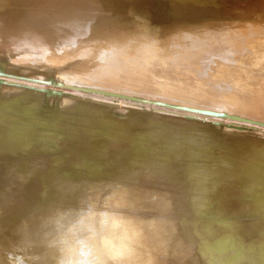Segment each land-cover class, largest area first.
<instances>
[{"label": "bare ground", "instance_id": "obj_1", "mask_svg": "<svg viewBox=\"0 0 264 264\" xmlns=\"http://www.w3.org/2000/svg\"><path fill=\"white\" fill-rule=\"evenodd\" d=\"M194 2H195L194 0H186L187 5H189L190 3L193 4ZM139 3H140V0H0V68L8 67V69H9V66H10V67H12L11 71H14L15 69H13V68L17 67V70H18L17 72H21V73L25 74L26 76H24V75L20 76L14 72H13V74H10V72H8V71L6 73L7 74L9 73V75L11 77H16L18 79L22 77V79H24V80L26 79L25 81L28 80L29 82H31L29 84H33L35 82L37 84L42 83L43 85H45L47 83L51 86V87H49V85H48V87H47L48 90H50L49 88H52V90L53 89L56 90V88H59L62 90H66L67 92L70 93V91H68V90H74V88H75L76 91H78V90L83 91L84 87L81 86L80 84H88L91 82L92 83L95 82V84L100 86V87H105L107 89L110 88L111 90H117L115 92H112L110 90H106V89H102V88L100 89V90H104L106 92H109L113 95L117 94L119 96H123L126 94L130 98L133 97L132 101L133 100L134 101L147 100V99L141 98L140 96H137V95L134 96L132 94H129L126 90V88L130 85L129 80L127 79L129 73L127 74V72L132 71V92H133V91H135V89H134L135 86L133 85V79H134L135 75L139 74V71L142 68H145L148 71H151V69L149 68V65L151 63L152 58L155 56V54L152 51H146L144 49H139V50L136 49V47H135L136 43L139 42L140 44L149 46L150 44H153L154 42L157 45L158 41H163L164 42V43H162L163 45L169 46L173 43L172 38L175 37L176 35L178 36L179 34L183 33L184 31H189V30L197 28L195 25V21L198 19V12L193 10L187 14L186 12L181 11V10H175L174 12H172V11H168L165 9L157 8V9L149 10L150 12H147V13L143 12V13H141V15H135V12H137V9H138L137 5ZM248 3L249 2H247V5H248ZM249 6H250V4H249ZM221 7H222V9H227L228 7H230V3H226L225 1H223L221 4ZM245 7H247V6L244 5L243 9L235 11V13L233 15V19H237L238 21L244 20V15L247 16V14L244 13ZM250 8H251V6L247 8L248 12H250V11L252 12V9L250 10ZM129 12H132V17H128L127 21H122L121 15H124V14L129 13ZM114 13L118 14V18L115 17ZM256 14L257 13H255V15ZM176 15L178 16V21H177V23H174L172 20H175ZM248 16H249V13H248ZM141 17L144 18L147 22L148 28L146 29V31H144L145 27H140V26L134 27L136 24V21L139 18L141 20ZM252 17H254V16L252 15L250 18H252ZM205 18L208 22L213 21V18L210 14H207V16ZM262 18L263 17L259 18L257 16V18H255V19H256V21L258 19H261V21H262ZM186 19H188L191 23L182 24L181 22L186 20ZM10 21H14V22L11 25H9ZM141 22L144 24V21L141 20ZM262 25H264V24H262ZM262 25H261V27H264ZM263 29H262V32H263ZM247 30H248V27H247ZM244 31H245V29H244ZM251 33L252 32H250V35H251ZM144 34H145V36L143 37ZM168 35H170L171 37H167ZM244 35L245 34L243 33L242 30L237 31L236 32L237 40H234L237 42H234L233 45H235L236 43H239V41L241 39H244V37H245V39H247L249 37V35L246 37L247 33L245 36ZM242 36H244V37L242 38ZM258 42H261L260 44L264 45V35H262V38L259 39ZM257 46L258 45H255L254 43H250L249 46L247 45L245 47H243L242 44H237L235 47V50L231 49L232 52L225 51V55H223V57L225 59H227V57H229V56L231 57L233 55L234 56L237 55L236 57H238V55H241L242 53L243 54L247 53V51L250 52V50L253 47H257ZM114 47H116V49ZM7 48L12 49L14 52H16V56H18V57H24V58H27V60L31 59V61L36 65L35 68H30V66H28L24 63L23 59L17 58L16 56L10 57V55H8ZM244 48L245 49L247 48L246 52H244V50H245ZM257 48H259V47H257ZM38 52L41 54L43 53L45 56H43V57H41L40 55L34 56V53L37 54ZM249 52H248V55H249ZM260 52H262V50H260ZM13 57H16V59H17V60H13V62H12L13 64L15 63L16 65H18L16 62L21 61V63L19 64V67L12 65L11 61H12ZM236 57H234V58H236ZM261 60L264 61V53L262 54ZM59 69H61L62 73H61V71L60 72L58 71ZM211 69H212V72L216 71V69L212 66H211ZM231 70H232L231 66L222 69V72L227 74L226 78L225 77H222V78L219 77V79H217L216 77H213V81L214 80L218 81L222 86H224L225 83L231 84L232 77H231V75H229V72ZM0 71L4 72L2 69H0ZM162 72L164 74H169L171 72V70L168 68H164V69H162ZM207 74H210V73H206L205 75L207 76ZM252 74L253 73L250 74V72H242L241 71L237 77H233V83L235 86L234 87L233 86H231V87L225 86V88L223 90L224 93L229 95L230 101L229 102L226 101V104H223V102H222V106L223 105L228 106L227 109H230V111H232V110L235 111L234 109H235V107H237L240 109V111L242 113H245L244 115H246V116L248 115L249 119H252V121L253 120H255L257 122L258 121H264V67L256 70V74L258 75V84H260V86H259L260 92H259V88H258L259 96H256L251 100H247L246 98H248L249 94L257 93L256 89L251 87V85L253 84V83H251V78H250V77H252ZM27 75L29 77H27ZM1 79H3V77ZM12 79H14V78H12ZM6 80H5V82H6ZM62 80H64V81H62ZM65 80L69 81L73 84L65 82ZM170 82H171V84H173V81L170 80ZM27 83L28 82H25V85H27ZM182 83L183 84L178 85V88L189 93V97H192L194 95V93H197V95L204 96V97L211 96V95L214 96L215 92H217V90L215 91L211 87V81L209 84L208 81H204L202 79H197L194 83H192L190 81V79L184 78L182 80ZM19 84H20V82H19ZM42 84H40V85H42ZM0 85H2V84H0ZM12 85H10V86H12ZM16 85H18V84H16ZM20 85L21 86L18 89H23V90L28 89V88L27 89L21 88L23 83ZM28 85H27V87H28ZM34 85H36V84H34ZM14 86L15 85H13V87H11V88H14V90H12V92H8L9 89H11V88L7 89L8 91L5 88H3L7 92L2 90L4 92H2L0 95V127H1L0 128V174H1L0 176H2L4 174L5 178H7V180H6L7 182L5 184L3 183L4 181L3 182L1 181L2 182L1 184H4V185H1L2 188L0 187V190L3 191V192L1 191L2 194L0 193L3 196V197H1L2 200L9 202L10 195L12 194V193L10 194L9 190H11V188H13V186L11 187V185H10V182L12 183V181L14 184H16L18 186V188L14 187V188L18 189V190L16 189V192L12 189L14 191L13 195L14 194L16 195L18 193L19 196H22V195H20V193H22V192L24 193L25 191L26 192L27 191H29V192L33 191L35 193H38L41 191L40 193L42 194V191L44 188H47L48 190H53L54 193L59 194V196L62 193H64V195H66L68 193H69V195H71V194L73 195L76 193L77 189H80V190L85 189V188H83L84 186H86L88 183H90V181H94L90 178L91 176H93V177L96 175L100 176L101 174H103L105 172L106 169L108 171H110L112 169V164L115 165L114 163H108L106 165V162L102 163V161H99L100 157H98L99 156L98 154H102L103 152L108 153L111 151V147L109 148L106 146L105 148H103V144L100 143V140L97 138V137L104 136L102 134V132H99V130H98V118H99V116H98V118L97 117L94 118L93 116L88 117V118L86 117L88 120L85 118V119H83L84 121L79 122V124H75L74 123L75 119H74L73 114H72L73 111L70 110L67 113L65 112V114H63L62 117L58 118L57 122H54V121L53 122H45L44 124H42L39 122V115H38L39 113L42 112V107L40 104L39 105L41 108L38 107L36 97L34 98V96H32V94L30 95L29 93L23 92L22 90L21 91L16 90L17 88H16V86L15 87ZM39 86H38V88H39ZM30 87H32V85H30ZM35 87H37V86H35ZM86 87H87L86 89H88L89 86H86ZM41 88H43V87L41 86ZM93 89H94V87H93ZM27 91H30V90H27ZM35 91H37V90L35 89ZM57 91H59V90H57ZM121 91H123V92H121ZM52 92H54V91H52ZM87 92H88V90L85 91L84 93H87ZM223 92H221V93H223ZM44 93H46V91ZM224 93H223V95H224ZM71 94H72V92H71ZM94 94H95V92H94ZM96 94H98V93H96ZM43 95L44 94H42V96ZM55 95H57V93H55ZM74 95H72V96H74ZM77 95H79V93ZM80 95H82L81 92H80ZM98 95L100 96V94H98ZM217 95H218V93H217ZM54 96L52 99H54ZM87 96H88V94H87ZM90 96H88V97L91 98L92 96L91 97ZM99 96H98V98H99ZM107 96H109V95H107ZM234 96H235V98H233ZM70 97H71V95H70ZM95 97H93V99H95ZM102 97H100L101 100H102ZM224 97H222V99ZM41 98L43 99V97H41ZM65 98L66 97H63V99L66 100V102H67L68 100ZM98 98H96V99H98ZM220 98L221 97H219V99ZM186 99L188 101H191L187 97H186ZM186 99L183 98V101L185 103L187 102ZM64 100H60V101L64 102ZM73 100H74V98H73ZM85 100H87V98ZM90 100H92V98ZM101 100L98 99V101H101ZM107 100L109 101V99H106V101ZM77 101H79V100H77ZM147 101L155 102V103H152L154 106L158 105V106L162 107L161 104H157V103H163V104H168L171 106H177V107H182V108L187 107V109H191L192 104H193L191 102H187L186 105L188 104L189 106L188 105L184 106L185 103H183V102H181V103H183V105H179L173 101L167 102V101L162 100V99H157V100L154 99V100H147ZM210 101L206 102V105L209 108L205 111H208V110L220 111L217 109H212L211 107L213 105L211 104ZM74 102H75V100H74ZM85 102L87 104V101H85ZM89 102H91V101H89ZM102 102L105 103L104 100ZM68 103H69V101H68ZM91 103L94 104L93 101ZM97 103L99 104V102H96V104ZM107 103H109V102H107ZM107 103L102 104V105L106 106ZM116 103H118V102H116ZM71 104H73V103H71ZM80 104H84V103H80ZM135 104H136V102H135ZM149 104H150V102H149ZM77 105H75V106H77ZM102 105H100V106H102ZM109 106L111 107V105H109ZM130 106H132V105H130ZM197 106H201V107L203 106V108L205 107V105H197ZM219 106L221 109L222 106L221 105H219ZM219 106H217V107L219 108ZM61 107H62V105H61ZM84 107L82 109H84V110L88 109L89 110L88 107L86 109ZM62 108H64V106ZM71 108L74 109V107H71ZM79 108H81V106ZM97 108H100V107H97ZM153 108H157V107L155 106ZM166 108H165V110H166ZM168 108L172 109V107H168ZM64 109H63V111H65ZM101 109H104V108H101ZM121 109H123V108H121ZM140 109H143V108H140ZM159 109H161V108H159ZM159 109H158V111H159ZM162 109H164V108H162ZM192 109L201 110L199 108H192ZM108 110H110V109H108ZM43 111L45 112L46 108H43ZM74 111H75V109H74ZM187 111H189V110H187ZM75 113L77 114V112H75ZM131 113H134V111ZM174 113H172V114H174ZM216 113H220V112H216ZM130 114H128V115H130ZM137 114L140 115V112L136 113L135 115H137ZM142 114L143 115H140L139 117L143 116V117H141V120L143 121L142 118L146 117V115L144 116V113H142ZM125 116H127V115H125ZM150 116H151V114H150ZM206 116H208V115H206ZM136 117L137 116H135L134 118L136 119ZM134 118H132V120ZM162 118H164V117H162ZM162 118H161V122L163 124L164 123L163 121H165V120H163ZM166 118H168V117H166ZM223 118H229V116L223 117ZM117 119H118V117L116 118V120ZM125 119H127V117ZM128 119H129V117H128ZM158 119H160V118H158ZM199 119L200 118H198V120ZM116 120L115 121L111 120V121L115 123V122H117ZM132 120L131 121L129 120L130 123L132 122ZM137 120H138V117H137L136 121ZM147 120H148V118H147ZM179 120H181V119H179ZM142 121L138 120V123L141 122V124L143 125L144 123ZM169 121L170 120L167 119V122H169ZM175 121H176V119L172 123L175 124L176 123ZM109 122H108V125H113V124H110ZM126 122H127V120H126ZM152 122L153 121H151V123ZM178 122L179 121L177 120L176 124H178ZM180 122L182 123L183 121H180ZM186 122L187 121H185L184 124L190 125L189 122H187V123ZM134 123H137V122H134ZM156 123H158V122H156ZM172 123H171V121L169 122L170 125ZM181 123L178 124L179 126L178 125L175 127L171 126V127H169L170 129L167 128L168 130L166 131V133L164 135H158L159 140L157 141L158 144L155 148L156 150L153 149L154 147L151 149L152 145L153 146L156 145L155 144L156 142L152 139L155 143L152 144L153 143V141H152L151 142L152 145L149 146L151 139L144 138V136L146 137L148 135V133H150L152 131H149L147 133V135H145L142 131V134L144 135L143 136L141 134L142 137L139 135H135L132 132L131 138H129L127 136L125 138H123L124 142L132 143V147H131L130 151H132V156L134 158L133 159L130 158V159H132L131 161H134V163L135 162H136V164L138 163L139 166L135 164L136 166L140 167V169H141L140 171L138 170V175H139V172H141L143 170V168L144 169L147 168V169H145V171L147 170V172H148V167H149L148 165L153 164V161L157 159V155H158V157H159V155H161V156L164 155V157H172L170 155H173L174 156L173 158L176 160L179 159L180 154L181 155H184V154L187 155L188 153H190V150H191L189 143L192 144L193 150L196 152H198V149H195L194 147H198L200 150H208V151H212V152H221L222 149H225V148H221V144H219L220 142L218 143L219 145H217L215 143L214 144L209 143V141L206 140L207 137H206V139L203 138L204 140H206L205 143H202L201 145L195 144V146H194L193 144L197 141L198 138L201 139L202 136L204 137L203 133H196L195 132L198 129H203L204 127H201L203 125L200 126L199 124L193 123L194 125H190V126L184 125V126H186V127H184L183 125H181ZM166 124L168 125V123H166ZM142 125H141V127H142ZM159 125H160V123H159ZM144 126H145V124L143 125V127ZM111 127L112 126H110L109 128H111ZM143 127L141 129H143ZM160 127H157V129ZM118 128L119 127L117 125V128H115V130ZM111 129H113V127ZM121 130H122V128H121ZM150 130H151V128H150ZM106 132H107V130H106ZM106 132L104 134H106ZM119 132H120V129H119ZM128 132H129V130H128ZM130 133H131V131H130ZM140 133H141V131H140ZM195 133H196V135H193ZM137 134H138V132H137ZM152 134H154V133H152ZM122 135H124V134H122ZM122 135L120 138H122ZM45 136L47 138H45ZM205 136H208V135H205ZM118 137H119V135H118ZM148 137H150V136H148ZM151 137L153 138V135H151ZM138 138H139L140 142L136 141V139L138 140ZM112 140H114V139H112ZM110 141H111V139H109V142ZM210 142H211V140H210ZM213 142H214V140H213ZM217 142L218 141L216 140V143ZM105 145H106V142H105ZM121 146H122V144H121ZM123 146H126V145H123ZM113 148H115V147H113ZM125 148L127 149V147H125ZM128 149H130V148L128 147ZM112 150H115V149H112ZM152 150H153V152H157V153L153 154ZM118 151H120V150H118ZM47 152H51L50 155L53 157V159H51L50 161H47V162H42L45 160L44 159L42 160L41 156H44L45 154H43V153H47ZM151 153L153 155H151ZM127 155H131V153H129V154L127 153ZM167 155H169V156H167ZM65 157H66V160H65ZM110 157H114V156L111 155ZM43 158H46V157L44 156ZM128 158H129V156H128ZM174 159H172V160L174 161ZM117 160H120V159L117 157V159L114 162L116 163ZM92 161H95V163L93 164ZM121 161H122V159H121ZM131 161L129 160L128 163L130 164ZM99 162L101 163L100 165H99ZM190 162L191 161H184V162L179 161V162H175V163H171V162H164V163L160 162V163H158L160 167H164V170L167 169L168 171H170L172 173L171 178H169L167 180L168 184L166 182L165 183L162 182V183L166 184L165 190L164 189L163 190L167 193L169 188L172 187L171 185L175 184V186L178 188L179 192L182 193L181 196L179 197V199L189 209L188 214L186 213V217H184V219L187 218V216H188V219H191V223H192V229H191L192 235H191V237H192L193 242L195 243V245H193L194 246L193 249L196 250V253H198V256H200V257L195 256L193 253L191 254L192 255L191 257L184 256V254H183L184 257L182 255L181 256L185 262L184 264H231V262H232L231 258L224 260V261L219 259L220 254L226 253L228 251L229 245H230V249L232 251L239 252L241 259L238 260L239 261L238 264H264V222H263V226H260L259 232L256 231V232L260 233L261 239L258 238V242H257L256 247L254 249H251L247 244V231H246V229L244 230L242 217L232 215L234 212V208L241 207V202L236 201V200L233 201L230 198V196H229L230 185H229L228 181L226 182L222 178L216 176L213 172H211L210 168L206 169V168L202 167V171H198V173L200 176L207 174L208 180L206 182L204 180H202L201 182L198 183V185L196 187L197 189H193L191 192H187L186 187L191 183V181L196 180L198 177L197 175H194L193 172H189L187 174H182L186 170H190L189 167H192V163H190ZM82 163H84V164L81 166ZM158 164H156V165H158ZM131 165H133V162ZM131 165H129L128 167H130ZM78 167H81L80 169H82V168L87 169L89 172L87 174H89V175L85 174L83 176H77V174H75L76 177L74 175H73L74 176L73 177L72 176L73 173L70 174L69 172L73 171L75 168H78ZM126 167H127V164H126ZM126 167L124 168V170L127 169ZM257 167L259 169H264V165L262 166L261 163H259L257 165ZM119 168H120V166H119ZM121 169H122V166H121ZM121 169H120V171H121ZM136 169H139V168H135L133 170L136 171ZM127 170H125V171H127ZM118 171H117V173H118ZM145 171L143 174H146ZM121 172H119V173H121ZM127 172L129 173V170ZM133 172H131V173H133ZM82 173L83 172H81V175H82ZM117 173L115 172V174H117ZM104 174H106V173H104ZM125 174L127 175V173H125ZM125 174L124 175L121 174V176L123 175V178H124ZM134 174L137 175L136 172L133 173V175ZM162 174H163V172H162ZM19 175L22 176V177H20V179L18 178ZM128 175H130V174H128ZM99 176H98V178H100ZM130 176H127V177H129V179H127L125 176V180L127 179V180L132 181ZM143 176L146 177L148 175H146V176L143 175ZM144 177H142V175H141V178L143 180H144ZM157 177H159V176H157ZM135 178L139 179L137 177H135ZM102 179H100V180H102ZM146 179L147 178H145V180ZM165 179H166V177H165ZM165 179L163 177V179L161 181H165ZM141 180L139 179V181H141ZM143 180L140 182V183H142V185L145 182H146V184L150 182V181L147 182L144 180L145 182L143 183ZM148 180H150V179H148ZM159 180H160V178H159ZM8 181H10V182H8ZM105 181H108V180L106 179ZM115 181H113V182H115ZM120 181L124 182V180H122V179ZM153 181L154 180H152L151 183H153ZM66 182H67V184H65ZM136 182L137 181L133 182L134 185H132L133 184L132 182H131V184H129V185H132L131 186L132 188H133V186H135V184H137L134 187L137 191V194L135 192V196L138 195V193L142 194V192L146 193L145 191H147V192L149 191L146 189L147 187H145V189L141 188L143 186L139 187L141 184L139 183V185H138V182L137 183ZM119 183H121V182H119ZM129 183H130V181H129ZM110 184L113 185L114 183H110ZM146 184H144V185H146ZM154 184H156V182ZM147 185H149V184H147ZM9 186L11 187L10 189L8 188ZM120 187H122V186H120ZM136 187L141 188L143 191L140 189L142 191L140 193L139 188H136ZM154 187H156V185ZM154 187H152V188L154 189ZM221 187H225L226 194L219 192V189H221ZM149 188H151V186H149ZM157 188H158V186H157ZM159 188H160V185H159ZM127 189L130 190L129 188H127ZM137 189L139 190V192ZM252 189H253L252 198H253L254 202L251 199H250V202L254 206L257 205L256 207L258 210L264 212V170H262L260 172L259 176H257L256 174L253 175V177H252ZM160 190H161V188H160ZM113 191H114V189H113ZM129 192L132 193L134 191H129ZM150 192H148V193H150ZM168 192H170V191H168ZM114 193H115V191H114ZM155 193H156V195H154V193H153L154 199L158 196L157 193H159V190H157V192H155ZM166 193H164V194L166 195ZM31 195H33V194H31ZM76 195H73V196H76ZM146 195L148 196L149 194H146ZM19 196H18V198H19ZM87 196L85 198H83V200H86L88 202L89 201L92 202L93 200ZM90 196H92V198H94L96 195L92 194ZM147 196L143 197V199L144 198L149 199V197L152 195H149V197H147ZM162 196H163V194H162ZM12 197H11V199H12ZM36 197H34V195H33L32 198H36ZM67 197H69V196H67ZM168 197L170 198V196H168ZM14 198H16V197H13L12 208L10 207L11 206L10 205L9 207L11 209L6 211V213L11 211V215L9 216V218L11 217V219H15V222L17 223V224L15 223V224L18 227L24 225L25 228H24V230L20 231L21 233L18 230L17 232L19 234L18 233L12 234L15 232H10V230H8V228L5 229V227H4V230L2 232L6 236L10 235V233H11V235L8 236L10 238L9 242H7L6 244L11 245L10 246L11 248L20 247L22 249V251H23L21 253L22 256L20 258V261L19 262L17 261L18 264H101V263H99L100 261H102V264H133V263H135V261L132 263V261H133L132 259H136V257H137L136 254H138V252H139V251L135 252L136 250L132 251V249H134L133 247L139 245V244L136 245L135 243L141 244L143 242L144 244H147L146 246H148V244H150L149 240H148L149 238H147V237H146L147 239L145 238V240L141 241V242L139 240H136V238H138V239L142 238L141 240H143L144 239L143 237H145L146 234L148 236V233H146L147 232L146 229H145L146 232L143 231L145 234L144 236H143V234L141 235L142 232H139V230H140L139 227H141L142 224H140V226L138 227L139 230L137 229V227H135V225L137 224L136 222H138V218H139V217L136 218V216H138L137 215L138 211L136 210L137 214L135 216L136 212L135 213L132 212L133 208L132 209L128 208L131 210V212H128L125 209V207L123 208L120 205V203H118V204L121 206V208H123L125 210L124 211L120 210L118 206H117V209L122 211V212L127 211L130 214L133 213L134 214L133 216H131L132 214L130 215V217H133V218L127 219V217H125V219H124V217H123V219H122L121 216L124 213L121 215V212H119V214L121 215L120 216L121 219H120V217L118 218L119 215L118 214L116 215V212L118 210L117 211L113 210L115 212V214H114L112 212V209H114V207L111 206L112 207L111 208L109 206L111 208V210L109 211V209H110L109 208L107 211L116 215L115 218L114 219L112 218V221H111L113 224V229L111 231H109L106 236L101 237V235L100 236L97 235L98 234L97 232H99V231L101 232L102 229L100 228L99 225L97 227H99L100 230H99V228L97 229V227L95 228V226L97 224H95V226H94L92 224L93 220L91 221L88 216L84 217L83 215H80V213L79 214L75 213V211L74 212H72V211L66 212L65 211V213H62L61 210L60 211L58 210V212H55V211H52L50 209L49 211L46 212V215L43 216V218H45V219H43L42 217L39 219V218H37L38 216H36V215L35 216L33 215L34 218H32L31 216H26L23 213V211H24L23 209H24L25 205L22 202L27 200V198H23V200L24 199L25 200L20 202V203L15 202ZM112 198L113 197H111V199ZM125 198H126V196H125ZM138 198H139V195H138ZM165 198L166 197H164V199ZM47 199L51 203V202H57V201L60 202V201H62L61 199L65 200L67 198L59 197V199H57V196L49 195L47 197ZM127 199L129 200V198H127ZM136 199L134 200V203H136ZM156 199L158 201L159 196ZM166 199H168V198H166ZM69 200L72 201V198ZM119 200L120 199H117V201H119ZM122 200H120V202ZM125 200H123V201L125 202ZM151 200L153 201V199H151ZM74 201H75V199L72 202L75 203ZM144 201H145V199H144ZM162 201H161V203H162ZM169 201H171V200H169ZM80 202H81V200H80ZM88 202L86 204H90V202L89 203ZM94 202L97 203L96 201H94ZM148 202H150V201H148ZM25 203H26V201H25ZM98 203H100V202H98ZM128 203H129V201L127 202V204ZM175 203H176V201H175ZM4 204L6 205L8 203L4 202ZM46 204L47 203H45L43 206H45ZM103 204L104 203H102V205ZM170 204H169V206H171ZM56 205H58V204H54V207ZM108 205H110V204H108ZM108 205H105V206H108ZM122 205L125 206V203H123ZM132 205H133V203H132ZM148 205H149V203H148ZM163 205H164V203H163ZM91 207L93 209V206H91ZM95 207H96V204H95ZM134 207L138 208L140 206L138 204L137 207L136 206H134ZM72 208H75V207H72ZM77 208L78 207H76L75 209H77ZM84 208H86V207H84ZM101 208H103V207H101ZM105 208H107V207H105ZM58 209H59V207H58ZM203 209L205 210V213L208 214V217L205 216L206 219L203 220V221H205V225L201 229L202 231L201 232H197V231L195 232V228L198 225L197 219H200V215H201V212L203 213ZM4 210H5V208H4ZM85 210H83V211H85ZM96 210H95V212H96ZM138 210H140L142 212L141 208ZM78 211H82V210H78ZM102 212H103V209H102ZM91 213H92V211H91ZM211 213L213 214V218H212ZM140 214H139V216H140ZM147 215L148 214H146L145 216H147ZM152 215H154V214H152ZM93 216L95 218V217H98L99 214H98V216H96V215H93ZM93 216H92V219H94ZM101 216H103V215H101ZM110 216H112V215H110ZM141 216H143V215H141ZM145 216H143V217L145 218ZM154 216H156V215H154ZM154 216H153V218H154ZM159 216H157V217H159ZM172 216H174V215H172ZM181 217H183V216H181ZM102 218H104V217H100V219H101L100 223H102ZM150 218H152V217H150ZM178 218H176V219H178ZM16 219H17V221H16ZM34 219H36V220H34ZM98 219H99V217H98ZM133 219H137V221L135 222L136 224L134 225V228L132 226ZM145 219H148V216ZM161 219H163V218H161ZM40 220H41V222H42V220H45V223H46L45 229L47 231L44 229H43L44 231L43 230L37 231L38 226L36 225L37 224L36 221H40ZM94 220L99 222V220H97V218H95ZM262 220L264 221V219H262ZM163 222H164V226H165V221H163ZM64 223L67 225H65ZM139 223L140 222H138V224ZM45 225L43 224V226H45ZM151 226L155 227V223H154V225L152 223ZM155 228L157 229L158 227H155ZM0 229H2V228L0 227ZM96 229H97V231H96ZM150 229H149V231H151ZM153 230H154V228H153ZM69 231L71 232V234ZM141 231H142V228H141ZM160 231H163V230H160ZM45 232H50V233L45 234ZM134 232L137 233L139 235V237L137 236V234L135 235ZM158 232L159 231H157V233ZM60 233L63 234V236L64 235L65 236L70 235V237H68V239L66 241H60V239H58L60 237L59 236ZM115 233H118L117 238H116ZM105 234H106V232H105ZM153 234H155V233H153ZM168 234H170L169 235L170 237L172 236L173 238H176L175 242H176L178 247H174L173 244H172V246L174 248L179 249L180 252H182L183 249L180 246V242L178 243L179 238L174 234V231L172 232L169 229ZM47 235H49L50 237H47ZM140 235L142 237H140ZM151 235H152V233H151ZM159 235H160V233H159ZM75 236H76V238H75ZM71 237H74L75 239H72ZM17 238L20 241V243H18V244H21V245H17V242L14 243ZM151 238H153V237H151ZM160 238H161V236H160ZM160 238L158 237L157 238L158 240H157L156 236H155L154 237V239H156L155 243L157 241L160 242L161 241ZM28 241L31 243L33 241L35 243L29 244ZM89 241H91L90 242L91 244L90 243L88 244ZM111 241L114 242L113 245L111 246L113 248V252L106 256L105 254L108 251V245H109V243H111ZM25 242H27L28 244ZM159 242H157V245L160 248H162L163 245L166 246V244H168L167 242H164L163 239H162V242H160V243ZM152 243H153V241H152ZM164 243H166V244H164ZM169 244H170V241H169ZM157 245H154V246H157ZM232 246H233V248H232ZM89 247H90V249H89ZM149 247H150V245H149ZM158 247H156V248H158ZM135 249H136V247H135ZM139 249H140V247L138 248V250ZM151 249H152V247L147 249L148 251L146 250V258H147V252L150 255L151 252L156 251V253H157V251L162 250V249L159 250V248H158V250L152 249V251H151ZM206 251L211 253L210 259L207 256L204 258L201 255L202 253H204ZM164 252H165V250H163L162 253L161 252H158V253L163 254ZM141 253H143V252L140 251L139 254H141ZM156 253H153V254L156 256L160 255V254L157 255ZM153 254H151L150 256H152ZM150 256H149V258H150ZM156 256L151 257L153 262L155 260L156 261L158 260L157 262H159L160 259H157L158 257L156 258ZM140 257L143 259L142 255H140ZM163 257H165V255H163ZM0 258H2V257H0ZM137 258H139V257H137ZM159 258H160V256H159ZM146 260L145 261L143 260V262L145 263ZM136 261H137V259H136ZM148 261L150 264V260H148ZM152 261H151V263L154 264L155 262L153 263ZM6 262H5V264H10L9 262L8 263H6ZM140 262L142 263V261H138L137 264H141ZM161 262H162V259H161ZM2 263H4V262L2 261ZM144 263H142V264H144ZM162 263H165V262H162Z\"/></svg>", "mask_w": 264, "mask_h": 264}, {"label": "rangeland", "instance_id": "obj_2", "mask_svg": "<svg viewBox=\"0 0 264 264\" xmlns=\"http://www.w3.org/2000/svg\"><path fill=\"white\" fill-rule=\"evenodd\" d=\"M194 1L195 2L193 4L190 3L189 5H187L186 4V0H140V3L137 5L138 9H137V12H135V15H141V13H143V12L147 13V12H150L149 10L157 9V8L165 9V10L172 11V12H174L175 10H181V11L186 12L187 14L190 11L194 10V11L198 12V19L195 21V25H196L197 28L189 30V31H184L183 33L179 34L178 36L176 35L175 37L172 38V42L173 43L171 45H169V46L163 45L162 44V43H164L163 41H158L157 42L158 46L156 45L155 42L153 44H150L149 46L140 44L139 42L136 43V45H135L136 49H138V50L139 49H144L146 51H152L155 54V56L152 58L151 63L149 65V68L151 69V71H148L147 69L142 68L139 71V74L135 75V77L133 79V85L135 86V88H134L135 91H133V92H132V71L131 72H129V71L127 72V74L129 73L127 79L129 80L130 85L126 88V90H127V92L129 94H132L134 96L137 95V96H140L141 98H144V99H147V100L162 99V100H165L167 102L168 101L169 102L173 101V102H175V103H177L179 105H183V103H185L183 101V98L186 99V97H187V98H189L191 100V101H188L186 99L187 102L193 103L192 104V108H199L201 110H207L209 107H207L206 102H209L211 100L210 102L213 105L211 108L220 110V111H215L214 110L213 112L225 113V114H227L229 116V118H223V117L221 118V117H216V116H206L205 114H200V113H198L196 111H191V110L187 111L185 109L184 110H182V109H171V108H168V107L166 108L164 106L161 107V106L155 105L158 109L161 108L158 111L157 108H153L155 106L152 103L149 104L148 102H145V101H142V100H140V101H134L133 100L132 101L133 97L130 98L126 94L123 95V96H119L117 94L113 95V94H111L109 92H106L104 90H100L102 88V89L110 90L112 92L117 91V90H111L110 88L107 89L105 87H100V86L96 85L95 82L94 83L91 82V83H88V84H80L81 86L84 87V89H83L84 92L88 90L87 93H84L83 91H80V90L76 91L75 88H74V90H68V91H70V93L67 92L66 90H62V89H59V88H56V90L55 89L52 90V88H49L51 90L50 91L47 88L48 85H49L47 83H46L47 85L46 84L43 85L42 83H40V84H42V85H40V84H37L35 82L33 84H29L31 82H29L28 80L25 81L26 79L24 80V79H22V77L18 79L16 77H11L9 75V73L8 74L6 73L8 71V72H10V74H13V72H14V73H16V74H18L20 76H23V75L26 76L25 74H23L21 72H17L18 71L17 67L13 68V69H15L14 71H11L12 67H10V66H9V69H8V67L0 68V69H2L4 71V72L0 71V73H2L0 75V84H2V85H0V95H1L2 92H4L7 89L13 87V85L16 86V88H17V89L15 88L16 90H19V91L22 90L23 92H27L30 95L32 94V96H34V98L36 97V101H37L38 107H40V105L42 107V112L38 114L39 115V122L42 123V124H44L45 122H53V121L57 122L58 118L62 117L63 114H65V112L67 113L70 110H72L74 112V113L72 112V114H73V117L75 119L74 120L75 124H79V122L84 121L83 119H85L86 117L88 118V117L93 116L94 118H96V117L98 118V116H99L100 119L98 118V130H99V132H102V134L104 136L97 137V138L100 140V143L103 144V148H105L106 146L109 147V148L111 147V151L110 152H108V153L103 152L102 154H98L99 155L98 157H100L99 161H102V163L106 162V165L108 163H114L115 164V165L112 164V169L110 171H108L107 169L105 170L104 173H106V174L103 173L104 175L101 174L102 176L101 175L100 176L96 175V176H94L95 178L93 176H91L90 178L92 180H94V181H90V183H88L86 186H84L83 188H85V189H82V190L77 189L76 193L73 194V195L77 194L76 196H73L72 194L69 195V193L66 194L69 197L64 195V193L60 194V196H59V194L54 193L53 190H48L47 188L43 189L42 194L40 193L41 191L38 192V193H35L33 191H30V192L29 191H27V192L25 191L24 193L23 192L20 193V195H22V196H19L18 193L16 195L15 194L13 195L14 191L16 192V189L18 188V186L16 184H14L13 181H12V183L10 181H8V182H10L11 187L13 186V188H11L10 186L8 187L9 189L11 188V190H9L10 194L12 193L10 195L9 202H6V201L2 200L1 197H3V196L1 194H2L3 191L0 190V193H1L0 194V198H1L0 199V227L2 228V229H0V257H2V258H0V264H5L6 261H7L6 263L9 262L10 264H18V262L20 261V258L22 256L21 253L23 252L20 247L11 248L10 247L11 245L6 244L7 242H9L10 238L8 236H10L11 233H10V235L6 236L2 232L4 230V227H5V229L8 228V230H10V232H15V233H12V234H16V233H18L17 232L18 230L20 232V231L24 230V228H25L24 225L18 227L16 225L17 223L15 222V219H11V217L9 218V216L11 215V211L6 213V211H8L9 209L12 208L13 197L17 198V199L16 198H14V199H15V202H18V203L24 201L25 199L23 200V198H27L28 201L25 200L27 204L25 203V201L22 202L25 205L24 209H23L24 211L23 210L22 211H23L24 215L31 216L32 218H34L35 215L38 216L37 218H39V219L41 217L43 218V216L46 215V212L49 211L50 209L52 211H55V212H58V210L59 211L61 210L62 213H65V211L66 212L67 211L68 212H71V211L74 212L75 211V213H77V214L80 213V215H83L84 217L88 216L91 221L93 220L94 223L92 222V224L94 226H95V224H97L95 226V228L99 225L100 228L102 229L101 232L99 231L100 233L97 232L98 233L97 235L98 236L101 235V237L106 236L107 233L113 229V224H112L111 221H112V218L114 219L117 214L119 215L118 216V218H119L124 213L121 216L122 219H123V217H124V219H125V217H127V219H128V218H133V217H130V215L132 214L131 216H133L134 215L133 213H135L136 210H137L138 214L136 212L135 216H136V214L138 215V216H136V218L139 217L138 218V222H140V223L138 224V222H136L137 219H133L132 226L134 228V225L137 223L135 225V227H137V229H138L140 224H142V226L139 227L140 230L138 229L139 232H142L141 235L143 234V236H144L145 235L144 232H146V230H147L146 233H148V236L149 235L150 236L148 237L147 234H146L145 237H143L144 238L143 240H141L142 238H139V239L136 238V240H139L141 242V241H144L145 238L147 237V238H149L148 240H149L150 244H148V246H146L147 244H144L143 242L141 244L140 243H135L136 245L139 244L140 246L139 245L135 246L136 249H135V247H133L134 249H132V251H134V250H136L135 252L139 251L138 254H136L137 257H139V258L136 257L137 261H136V259H132L133 260L132 263L135 261V263H133V264H137L138 261H142V263H144L143 260L145 261L146 259H147L146 260L147 263L145 262L144 264H149L148 260H150V264H152L151 263V261H152L151 257H153V256L155 257L156 256V255L153 254V253H156V251L155 252H151V251H152V249L158 250V248H159V250L162 249L161 251H157V253H156L157 255L160 254L159 255L160 258H159V256H156V258L158 257L157 259H160V260H159V262H157L158 260L156 261L155 260L156 258H155L154 259L155 263L152 261L154 264H158V263L159 264H184L185 262L182 259L183 254H184V256L191 257L192 256L191 254L193 253L195 256L200 257V256H198V253H196V250L193 249L194 248L193 245H195V243L193 242L192 237H191V235H192L191 234V229H192L191 219H188V216H187V218L184 219V217H186V213L188 214V210L189 209L179 199V197L181 196L182 193L179 192V190L175 186V184H172L171 185L172 187L169 188L168 191H170V192L167 191V193H166L164 191L165 190V186H166V184H164V183L165 182L167 183V180L169 178H171L172 173L170 171H168L167 169H165L166 170L165 171L164 167H160L159 164H158L160 162H163V163L164 162L175 163V162H179V161H181V162L191 161L190 163H192V167H189L190 170H186L182 174H187L189 172H193V174L197 175L198 177H197L196 180L191 181V183L186 187L187 192H191L193 189H197L196 187H197L198 183L201 182L202 180H204L205 182L208 180L207 174H204V175L200 176L199 173H198V171H202V167L206 168V169L210 168L211 172H213L216 176L222 178L226 182L228 181V183L230 185V190H229L230 198L233 201L236 200V201H240L241 202V207L234 208V212H233L232 215L233 216L242 217L244 230L246 229V231H247V244H248V246L251 249H254L256 247L257 242H258V238L261 239V235L258 232L260 230V226H263V222L264 221L262 219H264V212L258 210L257 207H256L257 205L256 206L252 205V203L250 202V199L253 200V198H252V194H253L252 177H253L254 174L259 176L260 172L262 170H264V169H259L257 167V165L259 163H261L262 166L264 165V161H263L264 160V121H258V122L255 121V120L252 121V119H249L248 115L247 116L244 115L245 113H242L239 108L235 107V109H234L235 111H233V110L230 111V109H227L228 106H226V105L225 106L223 105L224 107L222 106V102H223V104H226V101L227 102L230 101L229 95L224 93L223 90H224L225 86H227V87H231V86L234 87L235 86L234 83H233V77H237L240 74L241 71L242 72H250V74L253 73L252 77H250L251 78V83H253L251 85V87H253L257 91V93H255V94H249L248 95L249 99L246 98V97L245 98L247 100H251V99H253L256 96H259V92H260L259 86H260V84H258V75L256 74V70H258L259 68L264 67V61L261 60L262 54L264 53V45L260 44L261 42H258L259 39L262 38V35H264V29H263L264 27H261V25L264 24V19H263L264 18V0H194ZM223 1H225L226 3H230V7H228L227 9H222L221 4H222ZM247 2H249L248 5H247ZM249 4L251 6L250 10L252 9V12L251 11L248 12L247 8L250 7ZM244 5L247 6V7H245V10L246 9L247 10L246 11L244 10V13L247 14V16L244 15V20L238 21L237 19H233V15H234L235 11L243 9ZM248 13H249V16H248ZM255 13H257V14L255 15ZM207 14H210L212 16V18H213L212 22H208L206 20L205 17L207 16ZM252 15L254 17L250 18ZM257 16L259 18L263 17L262 21H261V19H258L256 21L255 18H257ZM115 17L118 18V14L117 13L115 14ZM121 17H122V21H127L128 17H132V12L126 13L124 15H121ZM141 20L144 21V24L141 22ZM141 20L139 18L136 21V24H135L134 27H137V26L145 27L144 31H146V29L148 28L147 22L142 17H141ZM172 21L174 23H177L178 16L176 15L175 16V20H172ZM13 22L14 21H10L9 25H11ZM181 23L182 24H187V23H191V22L188 19H186V20L182 21ZM262 26H264V25H262ZM247 27H248V30H247ZM244 29H245V31H244ZM262 29H263V32H262ZM240 30H242L245 35L247 33L246 37L249 35L250 38L248 37L247 39H245V37H244L245 35H244V36H242V38L244 37L245 40L241 39L239 41V43H236L235 45H233L234 42H237V41H234V40H237L236 32L240 31ZM250 32H252L251 35H250ZM144 36H145V34L143 35V37ZM167 37H171V36L168 35ZM250 43H254L255 45H258L257 47H259V48L253 47L250 50V52L247 51V53H244V54L241 52L242 54L240 53L241 55H238V57H236L237 55L236 56L233 55L231 57L229 56V57H227V59H225L223 57V55H225V51L232 52L231 49L235 50V47H236L237 44H242L243 47H245L247 45L249 46ZM116 47H114V48L116 49ZM246 49L244 50V52H246ZM260 50H262V52H260ZM7 51H8V55H10V57L16 56V52H14L12 49H8L7 48ZM248 52H249V55H248ZM39 55L41 57L45 56L43 53L42 54L39 53V52L37 54L34 53V56H39ZM16 57L20 58V59H23L24 63L26 65L30 66V68H35L36 65L31 61V59L27 60V58H24V57H18V56H16ZM16 57L12 58L11 63L13 62V60H17ZM234 57H236V58H234ZM16 63L18 65H16L15 63L14 64L12 63V65H15V66L19 67V64L21 63V61H18ZM211 66L214 67L216 69V71L212 72ZM230 66L232 68V70L229 72V75H231V77H232L231 84L225 83L224 86H222L218 81H215V80L213 81V77H216L217 79H219V77L220 78H222V77L226 78L227 74L222 72V69L230 67ZM164 68L170 69L171 72L169 74H164L162 72V69H164ZM58 71L60 72L61 69H59ZM61 73H62V71H61ZM206 73H210V74H207V76H206L205 75ZM2 77H3V79H1ZM27 77H29V76L27 75ZM12 78H14V79H12ZM184 78L190 79V81L192 83H194L197 79H202L204 81H208L209 84H210V81H211V87L215 91L217 90V92H215L214 96L211 95L212 97L211 96H207V97L199 96V95H197V93H194V95L192 97H189V93H187L186 91L178 88L179 84H183L182 80ZM5 80H6V82H5ZM170 80L173 81V84H171ZM62 81H64V80H62ZM19 82H20V84L23 83L21 88H24V89L28 88L27 90H30V91L23 90V89H18L21 86L19 84ZM25 82H28L27 83V85L29 84L28 87H27V85H25ZM65 82L71 83V82L66 81V80H65ZM9 84L10 85L13 84V85L10 86ZM16 84H18V85H16ZM34 84H36V85H34ZM71 84H73V83H71ZM30 85H32V87H30ZM35 86H37V87H35ZM38 86H39L40 89L38 88ZM41 86L44 89L41 88ZM86 86H89L88 89H86L87 88ZM49 87H51V86L49 85ZM93 87H94V89H93ZM3 88H5L6 90H4ZM258 88H259V92H258ZM35 89L37 91H35ZM2 90H4V91H2ZM12 90H14V88H11V89H9V91L8 90L7 91L8 92H12ZM57 90H59V91H57ZM45 91H46V93H44ZM52 91H54V92H52ZM71 92H72V94H71ZM80 92H81V94L83 96L80 95ZM94 92H95V94H94ZM121 92H123V91H121ZM221 92H223L224 95ZM55 93H57V95H55ZM73 93L74 94L76 93V94L74 95ZM78 93H79V95H77ZM96 93L100 94V96L98 94H96ZM217 93H218V95H217ZM42 94H44V95L42 96ZM84 94L86 96H87V94H88V96L91 95L92 97L91 96L90 97L92 98V100H90L91 98H89L88 96L86 97ZM70 95H71V97H70ZM72 95H74V96H72ZM105 95L106 96L109 95V96L106 97ZM53 96H54V99H52ZM98 96H99V98H98ZM41 97H43V99ZM63 97H66L65 99H67L69 101V103H68V101L66 102V100L63 99ZM93 97H95V99H93ZM100 97H102V100H101ZM219 97H221V98L219 99ZM222 97H224V98L222 99ZM73 98H74L76 103L74 102ZM75 98L77 100H79V101H77ZM86 98H87V100H85ZM96 98L100 99L101 101H98V99H96ZM233 98H235V96ZM106 99H109V101L108 100L106 101ZM60 100H64V102H62ZM88 100L91 101V102L93 101L95 105L93 103L89 102ZM103 100H104L105 103H107V102H109V103H107L106 106H104V105H102V104H105V103L102 102ZM85 101H87V104H86ZM96 102H99V104L98 103L96 104ZM116 102H118V103H116ZM135 102H136L137 105L135 104ZM143 102L146 105L147 104L148 105L146 106ZM181 102H183V103H181ZM71 103H73V104H71ZM80 103H84L85 105L84 104H80ZM186 103L184 104V106L186 105ZM60 104L62 105V107L64 106L65 109L62 108ZM75 105H77V106H75ZM100 105H102V106H100ZM109 105H111V107ZM130 105H132V106H130ZM197 105H205V107L203 108V106L201 107V106H197ZM219 105L222 106L221 109H220ZM80 106H81V108H79ZM217 106H219V108ZM71 107H74L75 111ZM83 107L85 109L88 107L89 110L88 109L84 110V109H82ZM97 107H100V108H97ZM135 107L136 108L138 107V108L136 109ZM43 108H46L45 112L43 111ZM101 108H104V109H101ZM121 108H123V109H121ZM140 108H143L144 110L140 109ZM162 108H164V109H162ZM165 108H166L167 111L165 110ZM185 108H187V107H185ZM63 109L65 111H63ZM108 109H110L111 111L108 110ZM133 111H134L135 114L140 112V115H143L142 113H144V116L146 115V117L142 118L143 119V121H142L141 117H143V116L139 117L140 115H138V114L135 115L134 113H131ZM208 111H210V110H208ZM75 112H77V114ZM172 113H174V114H172ZM128 114H130V115H128ZM150 114H151V116H150ZM125 115H127V116H125ZM135 116H137L138 120L142 121L145 124V126H144L145 128L143 127L144 124L142 125L141 122L138 123V120L136 121L137 117L135 119L134 118ZM117 117H118V119L116 120ZM126 117H127V119H125ZM128 117H129V119H128ZM162 117H164V118H162ZM166 117H168V118H166ZM132 118H134L135 120L134 119L132 120ZM147 118H148L149 121L147 120ZM158 118H160V119H158ZM161 118L163 120H165V121L162 120L164 122L163 123L164 125L161 122ZM174 118L176 119V121H175L176 123H177V120L179 121L178 124L181 123L180 121H183L182 122L183 124L181 123V125H183V126L184 125L190 126V125H194V124H199L200 126L203 125V126H201V127H204L203 129H198L199 131L197 130L195 132L196 133H203L204 137L202 136L201 139L198 138L197 141L193 144L194 146H195V144H197V145L200 144L201 145L202 143H205L206 140H207V141H209V143H213V144L215 143L217 145L221 144V148H225V149H222L221 152H212V151H208V150H200L198 147H194L195 149H198V152H196V151L193 150L192 144L189 143L190 148H191L190 153H188L187 155L186 154H184V155L180 154L179 159H177L178 161L173 158L174 157L173 155H170L172 157H164V155H162V156L159 155V157H158V155H157V159L153 161V164L152 165L151 164L148 165L149 166L148 167V172H147V170L145 171V169H147V168H145V169L143 168V170L145 171L146 174H143L144 171L142 170L141 172H139V175H138V170L140 171L141 169H140V167H138L139 166L138 163L136 164V162L134 163V161H131L134 158L132 156V151H130L131 147H132V143L124 142L123 138H125L126 136L131 138L132 132H133V134L139 135V136L142 137V135H143L142 131H143V133L145 135H147V133L149 131H152V132L148 133V135L146 137L144 135L143 136H144V138L151 139L149 146H151L152 144H154L156 142L155 143L156 145L155 146L152 145V147H151V149L154 147L153 149L156 150L155 148H156V146L158 144L157 141L159 140L158 135H164L166 133V131L168 130L167 128H169L171 126L175 127V126L178 125L176 123L175 124L172 123L175 120ZM198 118H200V119L198 120ZM167 119L171 121V123H172L171 125L169 124L170 121L167 122ZM179 119H181V120H179ZM111 120L112 121L116 120L117 122L114 123ZM126 120H127V122H126ZM129 120L130 121L132 120V122H131L132 124L130 123ZM151 121H153L152 122L153 124L151 123ZM185 121L189 122L190 125L184 124ZM108 122L110 124H113L114 126L115 125L116 126L114 127L113 125H108ZM134 122H137V123H134ZM156 122H158V123H156ZM159 123H160V125H159ZM166 123H168V125ZM151 124L153 126L154 125L155 126L153 127ZM117 125H118L119 128L115 130V128H117ZM141 125H142L143 129H141L142 128ZM110 126H112L114 130L111 129L112 127L109 128ZM156 126L157 127L161 126V127L157 129ZM186 126H184V127H186ZM121 128H122V130H121ZM150 128H151V130H150ZM119 129H120V132H119ZM106 130H107L108 133L106 132ZM128 130H129V132H128ZM130 131H131V133H130ZM140 131H141V133H140ZM156 131L157 132L159 131V132L157 133ZM105 132H106V134H104ZM137 132H138V134H137ZM152 133H154V134H152ZM196 133L193 134V135H196ZM122 134H124V135H122ZM118 135H119V137H118ZM121 135H122V138H120ZM151 135H153V138L151 137ZM205 135H208V136H205ZM148 136H150L151 138L148 137ZM206 137H207V139H206ZM45 138H47V137L45 136ZM203 138L206 139V140H204ZM109 139H111L110 142H109ZM112 139H114V140H112ZM210 140H211V142H210ZM213 140H214V142H213ZM216 140L218 141L217 143H216ZM136 141L140 142L139 138H138V140L136 139ZM152 141H153V143L151 144ZM105 142H106V145H105ZM121 144H122V146H121ZM123 145H126V146H123ZM113 147H115V148H113ZM125 147H127V149ZM128 147L130 149H128ZM112 149H115V150H112ZM118 150H120V151H118ZM51 152H47L48 154L47 153H43V154H45L44 156L46 158H43L44 156H41V159L45 160V161H42V160L41 161L42 162H47V161H50L51 159H53V157L50 155ZM127 153L128 154L131 153V155H127ZM152 153L156 154L157 152H153V150H152ZM152 153H151V155H153ZM111 155L114 156V157L116 156V157L115 158L114 157H110ZM128 156H129V158H128ZM167 156H169V155H167ZM117 157L120 160H117V162L115 163L114 161L117 159ZM130 158H132V159H130ZM121 159H122V161H121ZM172 159H174V161ZM65 160H66V157H65ZM129 160L131 161L130 164L128 163ZM132 162H133V165H131ZM92 163L94 164L95 161H92ZM83 164L84 163H82L81 166ZM100 164L101 163L99 162V165ZM126 164H127V167H126ZM128 164L131 165L133 168L131 166L128 167L129 166ZM135 164L138 165V166H136ZM156 164H158V165H156ZM119 166H120V168H119ZM121 166H122L123 170L121 169ZM125 167L129 170V173L127 172L128 171L127 169H125L127 171L124 170ZM80 168L81 167L75 168L73 171H71L69 173L70 174L73 173L72 176L74 175L75 177H76L75 174H77V176H83L85 174L89 175V174H87V173H89L87 169H85V168L84 169L83 168L80 169ZM135 168H139V169H136V171H135V170H133ZM120 169H121L122 172L120 171ZM117 171H118V173H117ZM123 171L125 173H127V175ZM130 171L133 172V173L136 172L137 175L134 174L135 175L134 176L133 173H131ZM81 172H83L82 175H81ZM115 172L117 174H115ZM119 172H121V173H119ZM162 172H163V174H162ZM121 174H123V175L125 174L127 179H129V177H127V176H130L132 174L130 176L132 181L131 180H127V179H126L127 180L126 181L125 180V176L123 178V175L121 176ZM128 174H130V175H128ZM141 175H142V177H144L143 175H145V176L148 175V176L144 177V180H145V178H147L145 181H147V182L150 181L149 183H147L149 185H147L146 182L141 178ZM98 176L100 178H98ZM157 176H159V177H157ZM20 177H22V176L19 175L18 178L20 179ZM135 177L139 178L140 180L142 179L143 183L145 182L144 184H146V185H144V184L142 185V183H140L142 180L139 181V179H136ZM163 177H164V179L166 177L165 181H161L163 179ZM4 178H5L4 174L2 176H0V187L1 188H2L1 185H4L7 182L6 181L7 178H5V179ZM159 178H160V180H159ZM100 179H102V180H100ZM106 179L108 181H105ZM121 179L124 180V182L120 181ZM133 179L134 180L136 179L135 181H137V182L139 181L138 185H139V183L141 184L139 187L143 186L144 188L141 187L142 189H145V187H147L146 189L149 190L148 192H150V191L151 192L148 193L147 191L144 190L146 192V193H144V192H142L143 190L141 188L136 187V188H139V190L140 189L142 190V191L140 190V193L141 192H142V194L144 193L143 195L138 193L139 198H140L139 199L138 195L135 196V192L137 194V191H136V189L134 187L137 184H135V186H133V188L131 187L132 185H134L133 182H135ZM148 179H150V180H148ZM112 180L113 181L116 180V181L113 182ZM152 180H154L156 182V184H154L155 183L154 181H153V183H151ZM1 181L2 182L4 181L3 182L4 184H1L2 183ZM129 181H130V183H129ZM119 182H121V183H119ZM131 182L133 184L129 185V184H131ZM162 182H164V183H162ZM110 183H114V184L112 185ZM65 184H67V182ZM155 185H156V187H154ZM159 185H160L161 190L159 188ZM120 186H122V187H120ZM149 186H151V188H149ZM157 186H158L159 189L157 188ZM14 187H17V188H14ZM152 187H154V189ZM127 188H129L130 190H128ZM113 189H114L115 193H114ZM139 190H138V192H139ZM157 190H159V193H157V195L159 196V200L158 201L156 199V198H158V196L155 199H154V196H153V193H154V195H156L155 192H157ZM129 191H134V192H132L133 193L132 194ZM219 192L223 193V194H226L225 187H221V189H219ZM30 193L33 194L34 197H36V196L37 197L36 198H32L33 195H31ZM91 193L95 194L96 196L94 198H92V196H90V195H92ZM164 193H166L167 196ZM146 194L152 195L153 197L152 196L149 197V195L147 196ZM162 194H163V196H162ZM49 195L57 196V199H59V197H64V198H67L68 200L67 199H65V200L61 199L64 203L62 201H60L61 203L58 202V201L50 203V201H48V199H47V197ZM18 196H19V198H18ZM86 196L90 197V199L93 200L92 202L89 201L90 204H86L88 201L83 200V198H85ZM125 196H126V198H125ZM146 196L149 197V199L148 198L147 199L144 198L145 199V201H144L143 197H146ZM168 196H170V198ZM11 197H12V199H11ZM111 197H113V198L115 197V198L111 199ZM164 197H166L168 199H166V198L164 199ZM71 198H72V201L75 199V201H74L75 203H73L71 200H69ZM127 198H129V200ZM134 198L136 199V203H134V200H135ZM117 199H120V200H122V199L125 200L126 199V200H125V202L122 200L121 201L122 203H121L120 200L117 201ZM151 199H153V201ZM80 200H81V202H80ZM147 200L150 201V202H148ZM165 200L166 201L168 200V201L166 202ZM169 200H171V201H169ZM94 201H96L97 203H95ZM128 201H129V203L127 204ZM161 201H162V203H161ZM175 201H176V203H175ZM4 202L8 203L9 205L8 204L5 205ZM98 202H100V203H98ZM253 202H254V200H253ZM45 203H47L46 204L47 206L46 205L43 206ZM102 203H104V204L102 205ZM118 203H120V205L123 208L125 207V209L128 212H131L130 209L133 208L132 209L133 213L130 214L127 211H125V212L120 211V210L124 211L125 209L121 208V206ZM123 203H125V206L122 205ZM132 203H133V205H132ZM137 203L139 204L140 207L135 208L134 206L137 207V205H138ZM148 203H149V205H148ZM163 203H164V205H163ZM54 204H58V205H56L54 207ZM95 204H96V207L98 205L99 206L96 208ZM108 204H110V205H108ZM169 204L171 206H169ZM105 205H108V206H105ZM7 206L8 207L10 206L11 208L10 207L8 208ZM91 206H93L94 210L92 209ZM109 206L110 207L111 206L114 207V209H112V212L114 214H115L114 211L118 210L117 206L119 207L120 210H118L117 211L118 213L116 212V215H114L113 213L109 212L111 210V208H112V207L110 208ZM58 207H59V209H58ZM72 207H75V208L78 207L77 209L78 210H82V211H78L77 209L72 208ZM84 207H86L87 209L84 208ZM101 207H103V208H101ZM105 207H107V208H105ZM4 208H5V210H4ZM128 208H130V209H128ZM140 208H141L142 212L144 211L145 213L144 212L142 213L140 210H138ZM102 209H103V212H102ZM108 209H109V211H107ZM83 210H85V211H83ZM90 210L92 211V213H91ZM95 210H96V212H95ZM119 212H121V215L119 214ZM98 214H99V216H98ZM139 214H140V216L141 215L145 216L146 214H148L147 215L148 219H145V218H147V216H145V218H144L143 216L140 217ZM152 214H154L156 216H154ZM171 214L174 215L175 217L172 216ZM91 215L92 216L96 215V216L99 217V219H100V217H104V218H102V223H100L101 219L99 220L98 217H95V218H97V220H99V222H98V221L94 220L95 219L94 216H93L94 219H92ZM101 215H103V216H101ZM110 215H112V216H110ZM211 215H212V218H213V214L212 213H211ZM153 216H154V218L155 217L156 218L154 219ZM157 216H159V217H157ZM181 216H183V217H181ZM205 216L208 217V214H206L205 210L203 209V213L201 212L200 219H197V224L199 226L197 225V227L195 228V232L196 231L197 232H201L202 231L201 229L205 225V221H203V220L206 219ZM121 217H120V219H121ZM150 217H152V218H150ZM160 217L163 218L164 220L161 219ZM176 218H178V219H176ZM43 219H45V218H43ZM34 220H36V219H34ZM16 221H17V219H16ZM163 221H165V226H164V222ZM36 223H37L36 225L38 226L37 231H42L43 229L46 230L45 229L46 228L45 220H42V222H41V220L40 221H36ZM152 223H153V225L155 223V227H158V228L156 229L154 226H151ZM43 224L45 226H43ZM65 225H67V224H65ZM98 228L99 227H97V229ZM100 228H99V230H100ZM141 228H142V231H141ZM153 228H154V230H153ZM97 229H96V231H97ZM149 229L152 232L149 231ZM169 229L172 232L174 231V234L179 238L178 243L180 242V246L183 249L182 252H180L179 249L174 248V247H178L176 242H175L176 238H173L172 236L171 237L169 236L170 235V234H168V230ZM160 230H163V231H160ZM157 231H159V232L157 233ZM256 231H258V232H256ZM105 232H106V234H105ZM47 233L49 234L50 232H45V234H47ZM151 233H152V235H151ZM153 233H155V234H153ZM159 233H160V235H159ZM60 234H59L60 237L58 238V239H60V241H66L68 239V237H70V235H66L67 236L66 237L65 235L63 236V234H61V235ZM70 234H71V232H70ZM136 234L137 233H135V235ZM115 235H116V238H117L118 233H115ZM141 235H140V237H142ZM137 236L139 237L138 234H137ZM155 236H156V239L158 237L160 238V236H161V238H160L161 241L160 242H162V239H163V241L167 242L168 244L164 243V244H166V246L163 245L162 248L158 247L157 242H159V241H157L155 243V241H156V239H154ZM47 237H50V236L47 235ZM151 237H153V238H151ZM71 238L75 239L76 236H75V238L74 237H71ZM17 240H18V238L15 240L14 243L17 242V245H21V244H18V243H20V241L19 240L17 241ZM33 241H32V243H35ZM152 241H153V243H152ZM169 241H170V244H169ZM90 242L91 241H89L88 244ZM25 243H27V242H25ZM28 243L32 244L29 241H28ZM113 243H114L113 241H111V243H109L108 251L105 254L106 256L113 252V248L111 247L113 245ZM172 244H173L174 247L172 246ZM149 245H150V247H149ZM154 245H157V246H154ZM139 247H140V249L138 250ZM148 247L149 248L152 247L151 251L150 250L149 251L153 255L150 256L151 254L149 255L148 252H147V258H146V250L149 249ZM156 247H158V248H156ZM232 248H233V246H232ZM89 249H90V247H89ZM163 250H165V252L163 254H161ZM140 251L143 252V253L139 254ZM158 252H161V253H158ZM140 255H142L143 259L140 257ZM163 255H165V257H163ZM201 255L204 258L207 256L210 259V257H211V253H209L207 251L202 253ZM149 256H150V258H149ZM230 258L232 260L231 264H238V262H239L238 260L241 259L240 255H239V252L232 251L230 249V245H229L228 251L226 253L220 254L219 255V259L224 261V260H227V259H230ZM161 259H162V262H165V263H162ZM2 261L4 263H2ZM99 263L102 264V261H100Z\"/></svg>", "mask_w": 264, "mask_h": 264}, {"label": "water", "instance_id": "obj_3", "mask_svg": "<svg viewBox=\"0 0 264 264\" xmlns=\"http://www.w3.org/2000/svg\"><path fill=\"white\" fill-rule=\"evenodd\" d=\"M2 73H0L1 75ZM145 102H150V103H155V102H152V101H147V100H144ZM157 104H161L162 106L164 107H172V109H182V110H191V111H196L198 113H201V114H205V115H208V116H216V117H228L227 114L225 113H216V112H213V111H205V110H198V109H187V108H182V107H177V106H171V105H168V104H163V103H157Z\"/></svg>", "mask_w": 264, "mask_h": 264}]
</instances>
